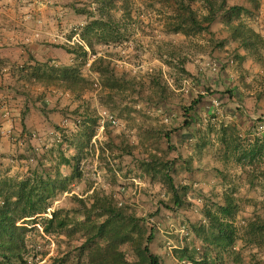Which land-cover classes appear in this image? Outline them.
<instances>
[{
  "label": "rangeland",
  "instance_id": "374dc122",
  "mask_svg": "<svg viewBox=\"0 0 264 264\" xmlns=\"http://www.w3.org/2000/svg\"><path fill=\"white\" fill-rule=\"evenodd\" d=\"M76 1L84 0H0V49L7 48L10 56L0 63L5 71H9V65L21 64L28 53L51 65L78 63L71 54L54 46L78 40L72 32L86 18L66 6ZM258 1V7L253 8L245 0H227L250 9L240 19L264 40V0ZM131 3V18L122 21L127 38L109 49L119 54L113 61L116 71L133 77V86L120 92L114 102H108L97 74L88 69L94 57L91 54L82 72L94 89L79 99L67 90L38 84L27 88V98L15 93L10 84L0 86V128L5 127L7 118L20 117L25 99L39 116L37 121V115L33 116L34 122L41 125V129L37 127L23 136L18 132L0 134V179L33 178L34 173L53 175L59 151L68 157L76 154L73 143L86 104L97 115L87 155L78 164L80 177L49 198L44 213L17 220V225L25 226L19 231L22 240L15 248L19 254L6 264H84L86 256L74 249L82 241L79 234L67 236L65 230L46 234L42 218L63 208L68 218L81 219L79 212L74 213L77 203L73 196L89 203L94 189L111 192L156 228L150 246L161 255L162 264H199L174 254V248L184 245L196 248L195 257L204 256L209 264H264V250L243 232L249 219L264 217V51L262 61L248 54L232 39L220 15L208 31L185 35L164 30L170 8L153 0ZM210 4L207 0L192 1L198 17L208 13ZM116 15L121 18V12ZM41 93L43 97L39 98ZM192 101L190 125L183 126L187 116L184 107ZM224 129L237 148L226 157L219 141ZM252 146L263 148L253 162L250 164L247 158L237 161L238 155ZM153 154L168 162L177 186L189 187L183 207L169 203L167 208L164 202L169 194L160 174L151 177L139 167ZM59 170L68 173L61 164ZM223 193L230 195L237 206L232 219L237 239L234 253L226 251L216 256L193 236L190 227L203 220L204 205L215 209L213 204L223 201ZM32 218L35 222H23Z\"/></svg>",
  "mask_w": 264,
  "mask_h": 264
},
{
  "label": "trees",
  "instance_id": "16d2710c",
  "mask_svg": "<svg viewBox=\"0 0 264 264\" xmlns=\"http://www.w3.org/2000/svg\"><path fill=\"white\" fill-rule=\"evenodd\" d=\"M153 1L171 9L167 17L169 21L164 27L166 32L189 35L195 31H208L209 25L217 15H220L224 25L230 28L232 39L237 41L248 54L262 61L264 40L257 31L240 19L242 14L250 12V9L244 5L228 3L227 0H207L211 3L208 13L198 17L192 6L193 0ZM245 1L253 8L258 7V0ZM66 6H70L75 14L83 15L86 21L78 27L77 31L72 32V35L78 36L75 43L54 46L61 47L66 53L71 54L78 63L51 65L48 61H39L28 53L21 64L9 65L8 72L5 71L4 64H0V76L7 74L15 93L23 94L26 98L29 95L27 88L38 84L44 88L67 90L79 99L84 92L94 89L93 83L82 72V66L86 64L88 54H91L94 57L88 69L97 74L100 90L107 93L108 102L113 101L115 97L120 98V92L133 86V77L128 76L126 72L116 71L113 61L119 57V54L109 48L120 45L127 38V29L122 21L131 18V0H84ZM116 12H121V18L116 15ZM234 19H238V22ZM72 35H69V38ZM41 94L39 98L43 97V93ZM24 102V109L20 113L22 125L20 136L24 135V131L30 132L25 130L23 119L32 109L27 99ZM194 104L195 101H192L189 106L184 107L183 113L185 112L184 115L187 114V116L185 115L183 126L190 125L188 112ZM84 108V119L79 124L80 131L77 133L76 142L73 143L76 154L68 157L64 152L59 151L58 165L53 175L48 172L43 177L34 173L33 178L0 179V264H6L11 257L19 254L15 248L22 240L19 231L25 226L17 225V220L44 213L48 199L58 192L65 191L74 178L80 177L78 164L80 159L87 155V144L94 134L93 126L97 121L95 110H90L87 104ZM174 130H179V127H175ZM229 133L227 129H224L219 137L224 147V157L227 156V152L234 154L237 150L236 144L232 143L233 137ZM262 149V147L252 146L248 152L238 155L237 161L247 158L251 164L256 153ZM60 164L68 169L67 174L60 173ZM139 167L144 174L151 177L160 174V182L169 194L167 201L164 202L167 208H170L169 203L177 208L184 206L189 187L177 186L174 183L169 172L170 165L164 161L163 156L153 154L150 160L141 161ZM73 200L77 203L74 213L79 212L82 215L81 219L68 218V212L63 214L64 209L58 208L51 212L50 217L42 218V228L46 234L58 230H65L67 236L78 233L82 241L74 249L80 255L86 256L84 264L163 263L161 255L154 252L150 246L156 228L149 226L142 215L119 202L111 192L94 189L89 195V203L77 196H73ZM213 205L215 209L207 205L202 207L203 220L192 224L190 231L205 248L214 250L216 256L226 251L232 254L237 239L232 219L237 212V206L227 193H223L222 202H216ZM34 218L23 219V222H29L24 220L34 221ZM243 232L244 235L253 238L254 245L258 249L264 250V217L257 215L249 219L243 227ZM196 253V248L189 249L187 245L174 248V254L180 258L191 263L209 264L206 257H195ZM235 255L237 257L238 254L235 253Z\"/></svg>",
  "mask_w": 264,
  "mask_h": 264
},
{
  "label": "crops",
  "instance_id": "0c3cea01",
  "mask_svg": "<svg viewBox=\"0 0 264 264\" xmlns=\"http://www.w3.org/2000/svg\"><path fill=\"white\" fill-rule=\"evenodd\" d=\"M4 54V56H3ZM9 57V53L7 52V48L5 49H0V59H5L6 57ZM11 84L10 82V78L8 77L7 74H3L2 76H0V86L4 85V84ZM0 96H2V93H0ZM37 115L38 118H36V121L37 119H39V116L38 114H34L33 111H31L30 113H27L23 119V124L25 126V130H32V132L34 130H36L37 127H39V129H41V125H36V122H34L33 120V116ZM12 116V115H11ZM4 120H2V123H3ZM5 124V127L4 128H0V134L2 135H5L6 133H17L19 135V132L22 131V125H21V121H20V117H11V118H7L6 121L4 122ZM34 129V130H33ZM26 131H24L23 133L25 134ZM35 132V131H34ZM2 145V144H0ZM1 148V147H0Z\"/></svg>",
  "mask_w": 264,
  "mask_h": 264
}]
</instances>
